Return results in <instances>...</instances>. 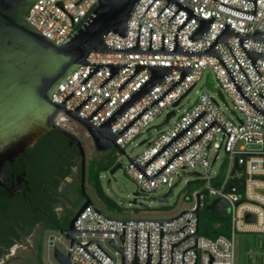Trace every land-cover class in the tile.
<instances>
[{"label":"built area","instance_id":"built-area-1","mask_svg":"<svg viewBox=\"0 0 264 264\" xmlns=\"http://www.w3.org/2000/svg\"><path fill=\"white\" fill-rule=\"evenodd\" d=\"M151 1L138 0L135 4L128 20L126 37L122 38L110 31L104 36V42L112 48L131 47L137 40L139 23H141L138 43L140 49L149 47L150 28L153 50L161 48L162 32L164 50L173 49L174 33L177 34V41L182 49L202 50L210 45L225 22H229V28L235 31L244 34L261 31L264 37V0H256V14L220 3L222 1L243 10L253 11L254 2L250 0H179L205 19L210 15L215 17L198 40L188 39L198 26V20L189 18L177 31L175 29L185 20L187 13L178 10L166 22L177 10V5L169 2L155 18L166 4V0H155L144 13ZM95 3L96 0H37L30 10L28 20L41 33L59 44L77 28ZM227 44L251 85L224 42H216L214 50L222 58L243 94L264 111V99L258 94L261 92L264 95V56L258 57L255 62L260 73L258 75L239 44L237 36L230 35ZM242 45L246 49L264 53L263 42L244 39ZM87 61L129 65L119 69L101 88L98 87L99 83L109 75L107 65L100 67L83 84L80 82L88 75L89 67L95 68L96 65L79 67L59 83L52 93V101L59 103L71 91L74 92L65 101V108L68 110L74 109L91 94L92 97L77 111L80 117L89 115L106 97H109L110 100L91 117L93 125L102 123L150 76V69L143 67L117 91L116 88L132 74L136 63L193 66L182 80L150 106L149 103L180 77L179 69H171L160 82L110 124V130L117 133L144 107L148 108L115 140L124 153L130 144L140 145V142L144 141L141 144L142 150L132 158L137 164L143 165L203 109L207 110L145 167L146 174L155 173L213 119L229 134L214 123L150 181L130 161L124 167L125 174L135 181L137 192L143 194H149L164 185L169 188L174 181L177 184L181 178L180 174L185 171L195 175L197 181H203V187L194 192L195 201L190 208L167 218H122L102 213L93 205L87 206L74 220V242L71 244V239L66 237L69 243L63 254L69 255L70 261L77 264H235L236 234L238 232L264 234V115L240 95L220 61L212 55L93 52L88 55ZM208 73L213 80L212 89H208L206 85ZM199 81H203L204 90L198 93L192 105L172 121L182 100ZM227 108L230 114L224 111ZM170 111H174V114L168 119L167 124L156 129ZM164 113L165 116L162 117ZM157 117H162L161 121L153 125ZM71 120L73 119L70 115L61 110L56 116L55 123L66 128V122ZM152 128L156 129L154 136L149 135L136 143L144 132L150 133ZM137 133L139 134L136 135ZM219 159L218 167L214 169ZM221 173L222 178L218 180ZM216 180L218 183L214 185L212 182ZM215 198H221L226 202L224 209L229 221V233L210 238L199 233V221L197 228L194 210L198 207L200 211L205 202L209 204ZM247 214L253 215V221L245 219Z\"/></svg>","mask_w":264,"mask_h":264},{"label":"water","instance_id":"water-1","mask_svg":"<svg viewBox=\"0 0 264 264\" xmlns=\"http://www.w3.org/2000/svg\"><path fill=\"white\" fill-rule=\"evenodd\" d=\"M37 0H0V180L2 179L3 170L6 162L12 163L22 154H26L27 149L31 148L36 141L46 132L55 130L63 134L69 139V143H74L80 155V192L84 198V203L80 206L77 212L70 220L69 227L60 230V233L71 239V244L74 242L73 222L77 215L83 211L87 206L92 205V201L85 189V151L81 141L68 130L57 126L55 119L59 111L64 110L70 117L80 123L88 135L91 137L94 147L97 151H105L113 146L117 151L124 153L115 140L145 111L144 107L137 115H135L119 132L113 133L110 130V124L120 116L132 103L139 99L146 92L151 90L158 82H160L167 73L177 68L180 70V77L160 96L155 98L151 103L152 106L165 93L173 88L180 80H182L192 69V65H168V64H143L136 63L134 71L130 74L116 89L119 91L135 74H137L143 67L149 68L150 76L134 91L117 109H115L102 123L93 125L91 117L103 106L110 98L106 97L89 115L80 117L77 113L78 109L92 97L88 94L74 109L68 110L65 108V101L74 92L71 91L61 102L52 101V93L57 88L59 83L63 82L67 76L73 71L82 66L96 65L95 68L89 67L88 75L80 82L85 83L100 67L107 65L109 75L99 83L101 88L119 69L128 67V64H106V63H90L87 57L93 52H122V53H146V54H181V55H212L216 57L224 69L226 70L232 83L240 93V95L257 111L264 115V111L259 109L252 101H250L242 92L236 80L230 73L229 69L223 62L219 54L214 50V44L218 41L225 43L234 60L238 64L242 73L251 85L248 77L231 51L227 44V38L230 35H235L238 38L239 44L249 58L253 67L258 72L255 62L258 57L264 56V53L249 50L243 47L244 39H252L263 42L264 37L261 31H254L252 34H244L234 29H230L229 22H225L224 26L213 39L209 46L198 51H189L182 49L177 41V34L174 33L173 49H163V35L161 33V48L159 50L151 49V32L149 33V47L148 49H140L139 30H137V40L129 48H112L104 42V36L112 31L118 36L124 38L127 34V24L130 14L138 2V0H96L95 5L88 12V14L79 23L77 28L66 37L61 43L53 42L44 33H41L29 20L28 16L31 8ZM152 0L146 7L154 2ZM217 1V0H216ZM254 2V10H243L222 1L220 3L238 9L244 12L256 14V0ZM169 2H174L177 5V10L166 21L168 22L178 10H184L187 13L185 20L175 29L179 31L182 26L189 20L195 18L199 21L198 26L188 36L189 40L200 39L209 26L214 21L215 17L210 15L205 19L190 8L185 6L179 0H166V4L159 10L158 14L166 7ZM206 85L208 89L213 88V80L208 73L206 76ZM258 94L264 99L261 92ZM178 103L175 102V105ZM207 110L203 109L190 123H188L182 130L169 139L163 146H161L143 165L137 164L132 158L128 157L129 161L142 173L147 180H152L168 163L177 157L183 150L196 141L203 133L214 123H217L220 128L229 134L215 119H213L202 131H200L192 140L180 148L171 158H169L155 173L148 175L145 173V167L170 143L183 134L190 128ZM174 114L170 111L162 123L156 126L160 129L165 126L168 119ZM137 133L136 135H138ZM135 135V136H136ZM134 136V137H135ZM144 141L140 142V145ZM121 165L117 164L110 170V173L119 168ZM197 174V173H196ZM176 183L171 185L168 190L156 197L157 200L165 201L166 198L173 194ZM135 192L134 195H138ZM198 202V194H196ZM226 202L221 198L213 199L205 206L218 216L227 218L224 207ZM199 208L194 210L197 219V228L199 221ZM245 219L253 221V215L247 214ZM196 236V234L194 235ZM195 249V248H194ZM53 257L58 264H77L72 263L69 255L63 254L59 249L54 248Z\"/></svg>","mask_w":264,"mask_h":264},{"label":"flooded vegetation","instance_id":"flooded-vegetation-1","mask_svg":"<svg viewBox=\"0 0 264 264\" xmlns=\"http://www.w3.org/2000/svg\"><path fill=\"white\" fill-rule=\"evenodd\" d=\"M71 122L86 132L80 123ZM66 130L76 136L71 127ZM62 136L66 146L61 138L44 142L40 137L26 154L17 157L8 167L6 162L2 168L0 264H51L50 255L55 261V233L63 237L60 230L69 227L70 220L84 203L82 197L76 207L71 204L79 198L75 187L80 185V155L77 146ZM52 149L57 150V157L47 158V151ZM60 164L61 169L57 170ZM58 224L60 227H53Z\"/></svg>","mask_w":264,"mask_h":264},{"label":"rangeland","instance_id":"rangeland-1","mask_svg":"<svg viewBox=\"0 0 264 264\" xmlns=\"http://www.w3.org/2000/svg\"><path fill=\"white\" fill-rule=\"evenodd\" d=\"M209 71H206V73ZM205 86L203 81H199L191 92L184 100H182L177 115L172 117V121L181 114L187 107L193 104L198 93L204 90ZM217 88V87H216ZM214 93V92H213ZM232 109V105L230 104ZM227 114H230L229 109H224ZM165 116V113L162 117ZM162 117H157L153 125L159 123ZM72 121V120H71ZM71 121L66 122V129H71L76 132V136L82 142L85 151V189L92 201V205L102 211V213L108 214L113 217L122 218H159L170 217L178 212L188 209L195 201L194 192L201 189L203 186L200 181H197L195 175L185 171L181 173V178L174 187L173 194L168 196L165 201L157 200L156 197L164 194L168 190V186L164 185L161 188L155 189L149 194H143L139 192L138 195H134L137 191V185L135 181L127 176L124 172V167L128 164L129 159L138 154L143 145L130 144L125 149L124 153L118 152L113 146L107 150L102 151L104 153H110L115 159V165L120 164L114 173H110V169L102 172L100 175L101 187L104 193L115 202L116 205L107 203L103 200L95 191L94 187L87 182V165L93 158L100 157V151H97L94 147L91 137L82 128L76 127ZM156 129L152 128L150 133L144 132L142 136L136 141L147 138L149 135L154 136ZM222 156V153H220ZM220 159L217 160L214 169L218 167ZM190 183L187 184V182ZM175 183V181L173 182ZM53 240V246L59 249L62 253L66 252V245L69 243L66 237H60L58 233H55ZM264 256V234H256L251 232H238L235 238V264H263ZM44 258L47 260V252H44ZM52 263L56 264L50 255L49 258ZM48 261V260H47ZM51 263V264H52Z\"/></svg>","mask_w":264,"mask_h":264},{"label":"trees","instance_id":"trees-1","mask_svg":"<svg viewBox=\"0 0 264 264\" xmlns=\"http://www.w3.org/2000/svg\"><path fill=\"white\" fill-rule=\"evenodd\" d=\"M63 134H60V132L55 131V130H51L46 132L44 135L41 136L40 140L47 142V141H54L57 138H61L62 141L64 142L65 146H66V142L65 139L62 136ZM55 151H57L56 149H52L50 151H47L46 153V157L47 158H56L57 156H55ZM59 151V150H58ZM60 152V151H59ZM61 153V152H60ZM101 155L98 158H93L91 161L88 162L87 165V182L90 183L96 193L105 201H107V203L110 204H115V202L113 200H111L103 191L102 187H101V182H100V175L102 172H105L107 170H111L112 168H114L115 165V159L113 157L112 154L110 153H104V152H100ZM79 158V155H76ZM11 165L10 163H7V167ZM62 164H60L57 167L58 169H61ZM43 168V167H42ZM63 168V167H62ZM63 169L61 170V173H63ZM80 177V176H79ZM218 180L222 178V173L218 176ZM201 184L203 181H200ZM190 183V181L187 182V184ZM214 185H216L218 182L213 181L212 182ZM75 191H77V193L79 194V198L76 199L75 201H72V207H76L80 200L82 199V195L80 192V185L79 183L77 184V186L75 187ZM207 205V202H205L204 207L200 210L199 213V233L202 235H205L207 237L210 238H215L219 235H227L229 233V221L227 218L222 217V216H218L216 214H214L213 212H211L210 210H207L205 208V206ZM73 214V211L70 212V215ZM53 227L58 228L60 227V224L58 225H54Z\"/></svg>","mask_w":264,"mask_h":264},{"label":"crops","instance_id":"crops-1","mask_svg":"<svg viewBox=\"0 0 264 264\" xmlns=\"http://www.w3.org/2000/svg\"><path fill=\"white\" fill-rule=\"evenodd\" d=\"M263 264H264V256H263Z\"/></svg>","mask_w":264,"mask_h":264}]
</instances>
